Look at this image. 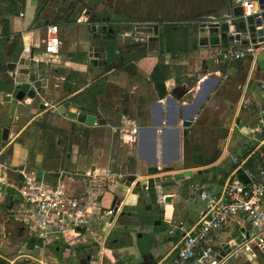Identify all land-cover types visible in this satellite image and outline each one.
<instances>
[{
	"label": "crops",
	"instance_id": "crops-1",
	"mask_svg": "<svg viewBox=\"0 0 264 264\" xmlns=\"http://www.w3.org/2000/svg\"><path fill=\"white\" fill-rule=\"evenodd\" d=\"M101 1V12L111 15L112 22H153L159 26L158 36L149 37L145 25H128L114 47L100 52L99 62L91 64L97 51L89 45L93 32L87 17L75 18L69 9L64 16L48 8L41 13L47 0H0V102L10 82L8 74L12 76L9 66L23 55L48 65L43 82L45 102L50 106L31 117L9 142L3 143L0 136V257L11 264H79L94 253L87 245L71 246L61 239L41 248L36 229L18 220L17 210L22 209L19 188L24 181L19 172L34 175L46 186L63 183L67 188L89 169L111 168L136 175L143 184L148 179L160 182L185 174L182 184L200 183L219 193L233 170L227 153L238 145L242 152L234 154L240 156L254 150L248 137L257 120L250 104L264 103V70H258V64L252 68L249 59L238 60L221 52L209 55L199 47L197 32L204 18L231 12L232 5L246 0H233V4L230 0ZM48 18L50 22L44 23ZM176 21L185 23H168ZM39 23L43 25L38 27ZM53 23L60 26L59 54L55 56L45 51L46 27ZM159 63L171 72L163 99L157 98L150 83ZM64 103L97 114L100 124L82 132V125L69 120L67 114L56 117L49 112ZM4 121L2 115L0 123ZM133 126L139 128L135 135L122 131ZM151 166L175 169L149 175ZM13 169L17 181L10 176ZM117 189L126 198L120 199ZM107 193V200L105 193L101 198L104 206L123 200L127 209L117 220L104 264H169L182 237L177 226L193 227L204 209L197 194L177 188L165 193L175 196L170 206L155 198H129L118 183L109 185ZM138 200L149 203L146 213H141ZM157 205L165 213L154 212ZM127 210L134 211V217ZM228 233L217 237L227 238ZM33 237L38 241L35 246L29 243ZM36 246L41 248L38 259L33 258ZM254 251L243 250L226 264H264V253L256 247Z\"/></svg>",
	"mask_w": 264,
	"mask_h": 264
},
{
	"label": "built area",
	"instance_id": "built-area-1",
	"mask_svg": "<svg viewBox=\"0 0 264 264\" xmlns=\"http://www.w3.org/2000/svg\"><path fill=\"white\" fill-rule=\"evenodd\" d=\"M255 4L254 1L242 3L243 17L255 13ZM229 22H232L231 19ZM168 23L182 25L185 22ZM152 26L154 24L151 23L147 27ZM59 30L57 23L46 27L45 51L51 56L59 54ZM228 54L238 60H251L253 68L257 65L258 55H264V44L258 48L250 45L238 51L229 50ZM251 80L252 73L247 84ZM245 93L241 101L243 106L246 104ZM250 105L257 120L248 137L255 146L254 150L245 156L227 153L233 170L219 193L212 192L204 184L192 185L204 209L193 227L182 223L177 226L182 237L176 255L169 264H226L243 250L255 253L253 245L264 253V103L258 100ZM45 106L50 107L49 103H45ZM115 131L118 130L115 128ZM122 131L135 135L139 128L133 126L131 130ZM22 174L24 181L19 188L22 209L18 220L27 226L33 223L34 226L30 227L36 229V236L43 242L41 248L45 249L55 239H61L71 246L87 245L94 252L91 264H104V258L110 253V240L118 226L117 220L125 211L126 202L120 200L114 206L106 207L101 198L113 183L120 184V187L124 183L127 186L126 195L134 191L136 183L128 185L127 174L111 168L89 169L80 174V179L74 181L75 185L71 188L63 183L49 187L34 175ZM240 174H245L248 182H244ZM247 223L255 235L239 251L222 256L229 237L221 239L217 236L227 232H230V236L235 226H245Z\"/></svg>",
	"mask_w": 264,
	"mask_h": 264
},
{
	"label": "water",
	"instance_id": "water-1",
	"mask_svg": "<svg viewBox=\"0 0 264 264\" xmlns=\"http://www.w3.org/2000/svg\"><path fill=\"white\" fill-rule=\"evenodd\" d=\"M230 1L233 4V0ZM246 1L256 2L255 13L250 16L243 17L244 8L240 3L236 6L232 5L231 12L220 13L219 16L206 17L198 23L199 47L202 50L207 51L209 55L216 52L227 55L228 50L232 47L254 45L255 48H258L264 44V0ZM102 4L101 0H47L41 13L48 8L54 13H60L61 16H64L69 9L70 14L73 13L75 18H79L82 15L87 17L91 31L97 33V36L92 37L89 41V45L93 47L92 49L97 51L94 59H91V64H97L101 58L100 52L103 50L106 52L111 47H114L121 36L125 35L120 25L117 22H112L111 15H105L101 12ZM230 19L232 22H229ZM42 25V23H39L37 26L41 27ZM158 29V25L149 27L150 35L148 36L153 37L154 35L157 37ZM109 40L112 41L109 42ZM257 64L258 70H264L263 54L258 55ZM45 65L46 63L40 65L35 62L32 56L19 55L9 66V73H12V76L8 74L10 82L7 85V92L4 93V99L0 102V117L2 115L5 116V121L0 123V136L3 143L9 142L11 135L13 133L17 134L31 117L39 111L47 109L45 106V86L43 81H45V70L48 65ZM11 67L14 70H11ZM18 68L19 70L16 74L15 72ZM49 112L56 117L67 114L69 120L77 121L82 125V132H88L90 127L100 124L97 114L79 110L77 107H71L68 103H64L58 106L56 110H50ZM174 169L173 167L159 168L158 166H151L148 172L149 175H153L166 173ZM19 177L23 180L21 172H19ZM240 177L244 182H248L245 174H240ZM126 181L128 185L136 183L134 191L129 198L135 195L141 199L147 197L149 199L155 198L162 200V204L167 206L173 204L175 196L172 194L165 195V193L174 188L185 192L187 186L182 184L185 181V174H182L180 178H163L160 182L148 179L145 184L138 180L136 175H127ZM122 188L127 189V186L123 183ZM144 188H147V193L144 192ZM151 189H154L155 192L151 193ZM162 212L165 213V210L163 209ZM124 214H126V211L122 213V216ZM129 215H132V212ZM125 229L127 230V227ZM254 235L255 231L249 223L245 226H235L227 243L224 244L222 256L239 251ZM29 243L35 246L38 241L33 237ZM252 247L254 248L256 245ZM40 251L41 248L36 246L33 253L34 259L39 258ZM91 261L92 255H88L86 258L80 259L79 264H91ZM0 264H11V262L5 261L0 257Z\"/></svg>",
	"mask_w": 264,
	"mask_h": 264
},
{
	"label": "trees",
	"instance_id": "trees-1",
	"mask_svg": "<svg viewBox=\"0 0 264 264\" xmlns=\"http://www.w3.org/2000/svg\"><path fill=\"white\" fill-rule=\"evenodd\" d=\"M170 74V68L164 63H159L150 76V83L154 85L158 99H163L167 96L166 81L169 79ZM226 176H229V173Z\"/></svg>",
	"mask_w": 264,
	"mask_h": 264
},
{
	"label": "flooded vegetation",
	"instance_id": "flooded-vegetation-1",
	"mask_svg": "<svg viewBox=\"0 0 264 264\" xmlns=\"http://www.w3.org/2000/svg\"><path fill=\"white\" fill-rule=\"evenodd\" d=\"M105 3H108V1L109 0H103ZM106 7V6H105ZM109 7V6H108ZM105 15H107L108 13H104ZM46 22H50V20H49V18L46 20V21H44V23H46ZM118 24L120 25V28H122L124 31H125V28L129 25H134L135 23L134 22H127V23H125V22H122V20L121 21H119L118 22ZM125 25V26H124ZM97 36V33H93L92 34V37H96ZM112 40H109V42H111ZM225 133V129L222 131V134H224ZM227 133V132H226ZM214 135H216V132L214 133ZM10 169V168H9ZM11 171V175L10 176H12V178H14V180H18V176H17V172H16V169H13V170H10ZM15 176H17V177H15ZM137 204H138V207H141L142 209H141V213H146L145 212V210L147 209V207H148V205H149V203H145V201H142V200H139V202H137ZM135 208H137V207H133V209H135ZM153 209V208H152ZM162 208H161V206H159V205H157L156 207H154V212H157L159 215H161V214H163V212H162ZM128 211V210H127ZM129 213H131V212H134V211H128ZM134 213H132V215H130V217H134V215H133ZM137 218V217H136Z\"/></svg>",
	"mask_w": 264,
	"mask_h": 264
},
{
	"label": "rangeland",
	"instance_id": "rangeland-1",
	"mask_svg": "<svg viewBox=\"0 0 264 264\" xmlns=\"http://www.w3.org/2000/svg\"><path fill=\"white\" fill-rule=\"evenodd\" d=\"M138 27H141V26H143V25H147L148 26V24H151V23H153V22H149V21H143V20H139L138 22H134ZM133 36V35H132ZM136 36V39H139L140 40V38H138V36L140 37V35H135ZM232 153H235V152H237L238 154H241V152H242V149H241V147H240V145H238L237 146V148H233L232 150ZM186 190H189L190 192H191V194H193V196L195 195V192L193 191V189L191 188V186H186ZM105 192V199L107 200V195L109 194V193H107V190H105L104 191ZM115 192H116V195L120 198V199H124V198H126V196H125V193L124 192H122V191H119L118 189L117 190H115ZM144 198V197H143ZM149 199V197H147V198H144V200L145 201H147ZM17 214H19L18 213V210H17ZM17 216V215H16ZM29 225L30 226H34L33 225V223H29ZM0 228H1V226H0ZM29 228V227H28ZM30 229V228H29ZM31 231H33V232H35V230H33V229H30ZM36 233V232H35ZM1 236L2 235H0V239H1ZM68 246V245H67ZM68 248H70V246L68 247ZM94 254V253H93ZM109 259V256L107 255L105 258H104V262H106L107 260ZM107 263V262H106ZM67 264H72V263H70L69 261L67 262Z\"/></svg>",
	"mask_w": 264,
	"mask_h": 264
}]
</instances>
